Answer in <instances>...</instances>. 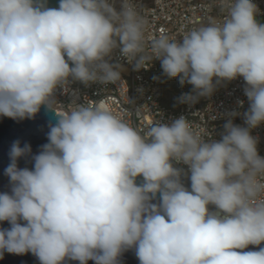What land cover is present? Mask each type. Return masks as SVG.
Listing matches in <instances>:
<instances>
[{"label": "clouds", "instance_id": "clouds-1", "mask_svg": "<svg viewBox=\"0 0 264 264\" xmlns=\"http://www.w3.org/2000/svg\"><path fill=\"white\" fill-rule=\"evenodd\" d=\"M216 4L222 19L176 39L149 35L132 0H59L58 8L0 0V115L31 119L43 105L58 116L31 170L17 163L31 146L10 148V192L0 193V222L10 228H0V258L30 252L40 264H120L134 249L140 264H264V247L238 251L264 243V157L251 134L264 123V23L253 0ZM117 49L137 71L159 60L165 77L192 85L179 103L243 78L246 126L229 119L215 140L184 116L142 133L101 104L73 101L58 111L53 94L70 79L121 80L123 65L111 62Z\"/></svg>", "mask_w": 264, "mask_h": 264}, {"label": "built area", "instance_id": "built-area-1", "mask_svg": "<svg viewBox=\"0 0 264 264\" xmlns=\"http://www.w3.org/2000/svg\"><path fill=\"white\" fill-rule=\"evenodd\" d=\"M132 2L147 19L149 35L159 34L164 30L176 39L182 38L184 32L191 28L207 23L209 17L222 19L225 15L217 6L216 0H132ZM253 2L259 9L257 20L264 23V0ZM111 62L129 65L122 71L121 80L117 84L91 83L86 86L70 79L67 91L63 87H57L53 94L57 110L70 109L74 106L73 101L77 104L87 102L101 104L142 133L153 122L170 123L184 116L190 121L193 129L199 131L204 138L215 140L221 139L224 125L229 119L235 125L246 126L243 113L248 110L249 102L244 94L246 84L243 78L221 82L212 95L200 97L196 103L189 105L179 103L178 98L184 93H192V85L181 86L178 82L174 93L170 94L169 99L166 98L158 79L162 72L159 60H153L146 64L145 68L137 71L120 56L117 49L112 55ZM233 112L239 115L231 116ZM251 134L258 138V154L264 157V123L252 129ZM174 166L188 171L186 165L174 162ZM209 209L214 211L215 207L210 205Z\"/></svg>", "mask_w": 264, "mask_h": 264}, {"label": "water", "instance_id": "water-1", "mask_svg": "<svg viewBox=\"0 0 264 264\" xmlns=\"http://www.w3.org/2000/svg\"><path fill=\"white\" fill-rule=\"evenodd\" d=\"M47 6L50 8H58L59 0H47ZM58 116L56 111L41 106L40 111L31 119L14 120L12 118L0 115V193L10 192L9 178L5 175V169L10 163L9 152L12 144L19 141L20 146L25 144L31 146V154L27 157H21L18 160V167L33 168L34 162L31 156L38 154L41 151V146L48 143L47 133L50 130V125L57 122ZM143 182L142 177H137V184ZM182 182L185 187L190 190V179L186 176L182 177ZM157 199L153 203H157ZM23 223V222H22ZM0 228H10L7 221L0 222ZM264 247V243L259 246L249 245L248 248L238 251H253ZM0 264H40V261L30 252L23 255L10 254L5 252L0 258ZM64 264H79L78 261L66 260ZM87 264H94V261L89 260ZM120 264H140L135 255V250L130 249L120 257Z\"/></svg>", "mask_w": 264, "mask_h": 264}, {"label": "rangeland", "instance_id": "rangeland-1", "mask_svg": "<svg viewBox=\"0 0 264 264\" xmlns=\"http://www.w3.org/2000/svg\"><path fill=\"white\" fill-rule=\"evenodd\" d=\"M129 67V65H127V64H124L123 65V68L125 69V68H128ZM159 78H160V83H161V86H162V88L164 89V94L166 95V98L167 99H169L170 97V94H173L174 93V91L176 90V88H177V85L176 84H178V82H179V78L177 77V78H172V79H168L167 77H165L164 76V74H163V70H162V72L160 73V75H159ZM186 87H191V85L190 84H187V83H185L184 84ZM168 101V100H167Z\"/></svg>", "mask_w": 264, "mask_h": 264}, {"label": "trees", "instance_id": "trees-1", "mask_svg": "<svg viewBox=\"0 0 264 264\" xmlns=\"http://www.w3.org/2000/svg\"><path fill=\"white\" fill-rule=\"evenodd\" d=\"M158 79L160 80V78L158 77ZM168 102V101H167ZM168 103H170V102H168Z\"/></svg>", "mask_w": 264, "mask_h": 264}]
</instances>
